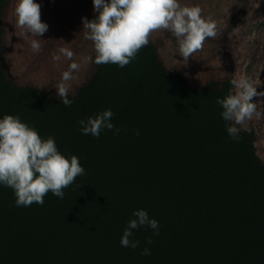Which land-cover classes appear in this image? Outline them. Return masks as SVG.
I'll return each instance as SVG.
<instances>
[{
    "label": "trees",
    "instance_id": "obj_1",
    "mask_svg": "<svg viewBox=\"0 0 264 264\" xmlns=\"http://www.w3.org/2000/svg\"><path fill=\"white\" fill-rule=\"evenodd\" d=\"M8 5L0 0V119L9 110L85 171L43 205L17 206L14 190L0 184V264H264V168L223 121L201 117L204 108L176 89L155 104L147 94L128 99L129 64L94 62L67 95L70 106L32 86H13V98L4 90ZM108 109L119 134L84 135L79 122ZM137 210L158 229L138 227L130 237L138 247H122Z\"/></svg>",
    "mask_w": 264,
    "mask_h": 264
},
{
    "label": "rangeland",
    "instance_id": "obj_2",
    "mask_svg": "<svg viewBox=\"0 0 264 264\" xmlns=\"http://www.w3.org/2000/svg\"><path fill=\"white\" fill-rule=\"evenodd\" d=\"M34 2L41 6V22L48 25L43 36L26 39L22 35L23 29L17 26L15 15L17 0H9L5 9L3 48L7 83L4 90L17 99L20 96L12 90L15 89L13 86H32L57 93L55 87L61 82L62 73L76 62L80 69L73 72L74 79L67 82L68 94H74L95 70L94 45L85 39L83 23L84 19L92 21L97 15L93 0ZM179 2L181 6H199L204 17L214 19L217 36L206 39L203 48L184 61L170 32L152 33L148 45L142 47L129 63L127 98L140 101L142 94H147L148 101L155 104L167 89H176L187 104L200 110L204 108L201 117L214 122L222 120L226 128L233 126L234 122L222 118L223 108L217 103L233 90L230 81L244 75L254 82L258 93L264 92V0ZM32 39L40 40L39 53L31 49ZM62 47L74 53L71 60L59 52ZM54 55H59L60 59L54 60ZM88 56L92 60L85 63L84 58ZM191 94L192 101L188 99ZM252 102L260 103L258 108L264 109V97H254ZM247 127L250 130L241 128L236 139L248 149L253 164L264 168V120L254 119Z\"/></svg>",
    "mask_w": 264,
    "mask_h": 264
},
{
    "label": "clouds",
    "instance_id": "obj_3",
    "mask_svg": "<svg viewBox=\"0 0 264 264\" xmlns=\"http://www.w3.org/2000/svg\"><path fill=\"white\" fill-rule=\"evenodd\" d=\"M93 5L97 17L92 21L84 19L83 23L85 39L94 45V62L97 65L111 63L125 67L142 47L148 45L151 34L157 31H167L175 37L179 55L184 61L201 50L206 39L217 36L214 19L204 17L199 6H181L179 0H93ZM15 15L17 26L23 29L22 35L26 39L43 36L48 31V25L41 22V6L34 0H17ZM30 46L33 52L41 51L39 39H32ZM59 52L69 60L74 55L67 47L60 48ZM53 59L58 61L60 56L54 55ZM91 60V56L84 58L85 63ZM79 69V63H71L55 87L61 97L60 102L65 106L72 103L67 98V82L74 79L72 73ZM230 83L233 90L217 103L223 108L222 118L234 122L227 131L236 139L241 128L250 130L247 127L249 122L264 120V109L258 108L261 104L252 102L254 97H264V92L258 93L254 82L244 75L233 78ZM112 117L113 112L108 109L94 118L81 120L83 134L98 138L101 131L107 129L118 135L121 130L110 122ZM84 171L77 156L69 159L59 152L54 138H41L19 117L5 115L0 119V184L14 190L17 206L43 205L49 191L62 199L63 190ZM133 216L136 219L128 222L121 237V246L135 249L138 242L130 239L133 230L142 226L156 230L158 222L150 219L145 210H137ZM149 254L147 248L141 253Z\"/></svg>",
    "mask_w": 264,
    "mask_h": 264
}]
</instances>
